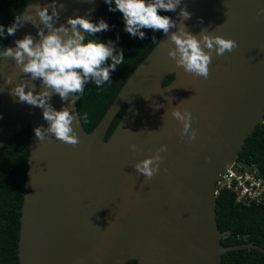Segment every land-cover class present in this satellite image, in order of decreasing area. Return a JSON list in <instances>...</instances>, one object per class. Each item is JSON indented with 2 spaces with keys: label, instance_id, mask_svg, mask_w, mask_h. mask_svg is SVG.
Wrapping results in <instances>:
<instances>
[{
  "label": "water",
  "instance_id": "95a60500",
  "mask_svg": "<svg viewBox=\"0 0 264 264\" xmlns=\"http://www.w3.org/2000/svg\"><path fill=\"white\" fill-rule=\"evenodd\" d=\"M51 2L27 0L20 16L30 4ZM103 2L57 0V26L77 15L91 19ZM185 5L192 17L184 23L193 34L207 28L236 40L238 47L214 55L208 79L194 78L168 56L174 45L162 33L91 131L84 129L75 104L80 139L75 147L54 137L38 140L34 129L48 126L42 110L9 94L23 74L13 59L0 60V149L30 127L18 264H124L131 259L137 264H221L230 250L264 253L252 241L222 244L215 194L216 181L264 122V13L257 15L264 0H183ZM177 13L169 16L176 19ZM26 34L39 39L26 22L6 46L15 47ZM170 73L173 78L163 84ZM9 75L12 85L6 83ZM34 83L41 91V82ZM51 103L57 110L66 106L58 94ZM179 104L192 113L195 141L181 138L182 125L170 114ZM161 145L168 151L160 153V172L145 182L134 165Z\"/></svg>",
  "mask_w": 264,
  "mask_h": 264
},
{
  "label": "clouds",
  "instance_id": "9594fccd",
  "mask_svg": "<svg viewBox=\"0 0 264 264\" xmlns=\"http://www.w3.org/2000/svg\"><path fill=\"white\" fill-rule=\"evenodd\" d=\"M104 3L108 5L109 12L119 11L122 14L124 31L133 38L146 39L144 30L162 32L168 43L174 45L169 47L168 56L175 61L177 67L183 68L186 74L194 78L208 79L214 55L222 56L238 47L236 40L215 35L207 28L193 34L184 23L191 19L192 13L187 10L186 5L181 7L183 0H104ZM63 7V4L59 5L60 9ZM162 12L177 13V17L172 19L169 15H162ZM262 13L264 8H260L257 15ZM59 19L57 0H52L45 6L40 3L30 4L22 16H15L6 31L5 26L0 25V36H14L20 27L30 22L37 29L39 39L26 34L15 41V47L0 48V60L13 59L23 74L22 81L12 87L9 94L13 98L18 97L20 103L42 110L43 119L48 126L40 125L34 129L38 140L42 142L46 137H54L75 147L80 143L77 132L79 123L74 111L79 99L77 94L83 95L85 86L89 83L101 87L111 81L112 73L124 63L125 57L124 49H117L119 33L116 41L108 40L107 43L96 38L98 33L111 30L105 19L94 22L77 15L57 26ZM200 23H203L202 19ZM88 37L94 39H87ZM157 40L153 35L152 41ZM13 80L14 76L9 75L6 83L12 85ZM37 80L41 82L39 92L36 91L34 83ZM56 94L66 105L60 110L51 103ZM181 104L172 107L170 114L182 125L181 138L187 135L189 142H192L197 139L198 130L192 128L191 111L187 108L182 110ZM130 148L135 152L137 145L132 144ZM167 151V145H161L155 155L134 165L136 172L145 178V182L151 181L160 172L164 162L160 153Z\"/></svg>",
  "mask_w": 264,
  "mask_h": 264
},
{
  "label": "trees",
  "instance_id": "16d2710c",
  "mask_svg": "<svg viewBox=\"0 0 264 264\" xmlns=\"http://www.w3.org/2000/svg\"><path fill=\"white\" fill-rule=\"evenodd\" d=\"M27 0H0V25H11L15 16H20ZM114 7V4H113ZM169 15V13H161ZM105 19L110 31L98 33L96 38L107 43L120 39L117 49H124V63L111 75V81L97 87L94 83L85 86L79 95L77 109L86 131H91L101 119L114 97L140 61L151 51L162 32L144 30L146 39L133 38L124 31L122 14L108 11L104 2L96 9L91 20ZM114 26V27H113ZM157 41H152V36ZM10 37L0 36V48L6 46ZM87 39H94L88 37ZM174 74H167L163 84L168 83ZM125 107L113 118L106 138L110 135ZM30 127L20 130L0 149V264H18L17 246L20 229V215L29 157ZM246 165L255 166L264 177V122L259 123L253 134L246 138L237 159ZM216 219L222 234L223 245H233L252 241L264 248V203L241 205L234 202L232 193L221 190L216 196ZM124 264H137L131 259ZM221 264H264V253L252 248L230 250L222 254Z\"/></svg>",
  "mask_w": 264,
  "mask_h": 264
},
{
  "label": "built area",
  "instance_id": "2783aa9c",
  "mask_svg": "<svg viewBox=\"0 0 264 264\" xmlns=\"http://www.w3.org/2000/svg\"><path fill=\"white\" fill-rule=\"evenodd\" d=\"M221 190L232 193L234 202L241 205L264 203V177L255 166L236 161L227 168L215 184V194Z\"/></svg>",
  "mask_w": 264,
  "mask_h": 264
}]
</instances>
